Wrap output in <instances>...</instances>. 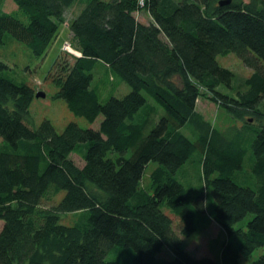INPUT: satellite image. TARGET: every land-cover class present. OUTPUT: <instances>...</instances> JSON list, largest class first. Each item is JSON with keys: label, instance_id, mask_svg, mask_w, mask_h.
I'll list each match as a JSON object with an SVG mask.
<instances>
[{"label": "trees", "instance_id": "16d2710c", "mask_svg": "<svg viewBox=\"0 0 264 264\" xmlns=\"http://www.w3.org/2000/svg\"><path fill=\"white\" fill-rule=\"evenodd\" d=\"M221 1L14 0L0 12V43L9 34L38 56L64 29L46 80L76 115H104L99 129L31 125L41 90L0 59V264H243L260 248L251 264H264V0ZM67 41L79 55L61 48ZM230 53L251 74L219 63ZM98 62L131 91L103 101L92 86ZM201 98L236 123L213 126ZM197 153L195 190L182 173ZM67 213L83 217L62 223ZM211 221L227 235L219 257H197L187 239Z\"/></svg>", "mask_w": 264, "mask_h": 264}, {"label": "rangeland", "instance_id": "374dc122", "mask_svg": "<svg viewBox=\"0 0 264 264\" xmlns=\"http://www.w3.org/2000/svg\"><path fill=\"white\" fill-rule=\"evenodd\" d=\"M16 8L17 4L14 0L0 1V12L2 10L11 12ZM76 10V8H72V12L68 13L66 23H69V20L73 17ZM138 17L142 21H149V16L146 12H141V14L139 13ZM66 27L67 26L65 25L64 28ZM63 30L61 29L59 34L60 36L55 39L49 52L43 56L36 55L25 43L7 34L5 42L0 43V59L7 62L11 66L12 74L18 80L30 82L35 85L38 90L46 93L45 96H36L31 105V112L34 121L31 125L37 127L44 119H50L58 132H62L69 122H76L82 127L99 129L104 118L103 114L99 115L93 123L89 122L83 116L76 115L73 111H71L64 99L55 98L54 95L57 91V86L53 82L46 80V76L57 57L58 51L60 50ZM65 45L66 42L62 44L61 48L64 47L66 51L79 55L78 51L74 47L69 45L66 48ZM218 61L222 66L232 69L241 77L248 76L252 72V69L247 67L234 53L219 55ZM93 74L94 79L92 86L99 92L103 101H107L113 95L118 97L124 96L131 91L130 85L118 77L114 78L109 67L103 62H98L95 65ZM198 102V105L201 107H199V109H201V111L203 110L205 117L209 119L213 126L219 129H226L236 123V120L232 118L231 114L225 108L218 106L210 99L201 98ZM182 131L191 139H196V133L190 124L184 126ZM1 141L2 138L0 137V142ZM72 156L79 165L84 164V159L79 154L73 153ZM200 157V153L195 154L191 161L186 164V169L182 173V175H184L187 172L185 182L188 186H192L190 188H194L195 190H198V186L202 183L199 177L202 172ZM157 165L158 162L156 161H151L148 164L143 177V183H145L146 186L150 184L152 171ZM63 195L64 192L59 194L58 201ZM206 197L207 209L212 211L214 203L212 201V193L210 190L207 191ZM44 204L51 205L52 202L45 201ZM165 209L167 213L170 212L168 208ZM82 217V215L67 213L62 215L61 222L65 224H74L76 221L79 222ZM172 218L174 219L175 226L179 227V219L173 214ZM1 227L2 220L0 221V229ZM226 236V233L219 226V224L215 221H211L204 229L195 232L191 238L187 239V248L197 257L209 255L211 257L218 258L220 246H222L223 240ZM262 252V248L257 249L250 259L243 261V264H251L254 259L258 258L262 254Z\"/></svg>", "mask_w": 264, "mask_h": 264}, {"label": "water", "instance_id": "95a60500", "mask_svg": "<svg viewBox=\"0 0 264 264\" xmlns=\"http://www.w3.org/2000/svg\"><path fill=\"white\" fill-rule=\"evenodd\" d=\"M230 1L231 0H223L220 3L221 4H224V3H229ZM45 95H46V93L44 91H38L37 94H36L37 97H39V96H45Z\"/></svg>", "mask_w": 264, "mask_h": 264}, {"label": "built area", "instance_id": "2783aa9c", "mask_svg": "<svg viewBox=\"0 0 264 264\" xmlns=\"http://www.w3.org/2000/svg\"><path fill=\"white\" fill-rule=\"evenodd\" d=\"M141 5H144V0H139ZM71 45L69 42H66L65 47L67 48V46Z\"/></svg>", "mask_w": 264, "mask_h": 264}, {"label": "crops", "instance_id": "0c3cea01", "mask_svg": "<svg viewBox=\"0 0 264 264\" xmlns=\"http://www.w3.org/2000/svg\"><path fill=\"white\" fill-rule=\"evenodd\" d=\"M198 104H199V102H198ZM197 104V107H198V109H199V107H200V105H198ZM201 108V107H200ZM200 111H201V109H199ZM203 114H205L204 112H203V110L201 111Z\"/></svg>", "mask_w": 264, "mask_h": 264}]
</instances>
